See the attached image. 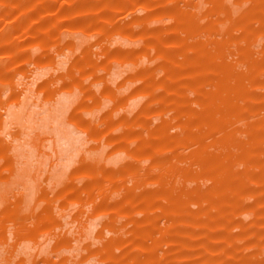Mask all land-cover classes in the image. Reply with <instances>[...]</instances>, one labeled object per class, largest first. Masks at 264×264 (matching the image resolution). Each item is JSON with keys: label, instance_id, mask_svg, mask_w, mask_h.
I'll use <instances>...</instances> for the list:
<instances>
[{"label": "rangeland", "instance_id": "obj_1", "mask_svg": "<svg viewBox=\"0 0 264 264\" xmlns=\"http://www.w3.org/2000/svg\"><path fill=\"white\" fill-rule=\"evenodd\" d=\"M0 264H264V0H0Z\"/></svg>", "mask_w": 264, "mask_h": 264}]
</instances>
